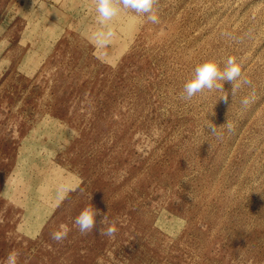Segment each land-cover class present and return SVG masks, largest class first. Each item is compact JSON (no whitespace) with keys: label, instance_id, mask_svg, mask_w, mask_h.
I'll use <instances>...</instances> for the list:
<instances>
[{"label":"rangeland","instance_id":"obj_1","mask_svg":"<svg viewBox=\"0 0 264 264\" xmlns=\"http://www.w3.org/2000/svg\"><path fill=\"white\" fill-rule=\"evenodd\" d=\"M155 7L100 24L95 0H0V264H264V0ZM228 56L251 84L181 99Z\"/></svg>","mask_w":264,"mask_h":264},{"label":"clouds","instance_id":"obj_2","mask_svg":"<svg viewBox=\"0 0 264 264\" xmlns=\"http://www.w3.org/2000/svg\"><path fill=\"white\" fill-rule=\"evenodd\" d=\"M95 7L97 20L100 24H107L113 17H116L122 9L133 10L135 13L139 14H146V19L153 23H158L160 19L155 7V0H95ZM218 81L232 82L231 92L219 97V99L223 98L225 102H228L229 94L230 97L234 96L241 85L251 84V80L243 76L241 66L234 56H228L223 68L215 59L209 58L195 65L192 75L188 77L183 84L180 97L187 101L205 89H225L224 83H219ZM250 99V97L245 96L242 98L241 103L243 105H248ZM209 112L213 111L210 110ZM217 125L218 124L208 117L203 127L217 137H220L222 136V132L218 129ZM229 127H231V125H229ZM72 134H76L74 129L72 130ZM99 212L100 210L96 209L92 204L86 205L75 217L74 225L78 226L82 234L97 229L96 217ZM105 223H107V220L105 214H103L100 225ZM98 231L102 234L112 236L117 231V228L114 224H109L106 229L99 226ZM68 232V225L60 224L59 227L52 232V237L57 241H62L67 237ZM17 258V252L15 250L10 251L7 256V264H17Z\"/></svg>","mask_w":264,"mask_h":264}]
</instances>
